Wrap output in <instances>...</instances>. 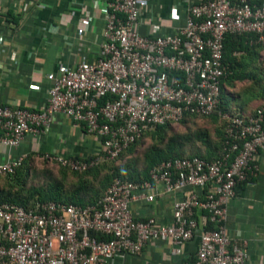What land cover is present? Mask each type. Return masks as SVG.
Returning a JSON list of instances; mask_svg holds the SVG:
<instances>
[{
  "label": "built area",
  "instance_id": "1",
  "mask_svg": "<svg viewBox=\"0 0 264 264\" xmlns=\"http://www.w3.org/2000/svg\"><path fill=\"white\" fill-rule=\"evenodd\" d=\"M148 1L104 0L96 58L61 62L48 73L51 85L38 110L0 103V146L19 149L28 134L43 133L62 114L99 138L100 149L82 159L43 158L84 172L118 159L158 126L216 112L225 120L221 155L166 159L142 181L115 177L88 205L49 200L27 209L0 201V264H109L156 241L170 243L171 256H181L178 264H249L225 223L238 184L257 174L264 102L251 114L223 112L219 105L228 74L226 37L264 44V0H174L184 7L183 23L166 29L141 17ZM81 13L78 22L87 31L92 17ZM26 158L20 153L0 160V175L13 173ZM159 195L173 197L169 223L154 214L134 215V203L152 204ZM191 241H197L195 254L185 257Z\"/></svg>",
  "mask_w": 264,
  "mask_h": 264
},
{
  "label": "crops",
  "instance_id": "2",
  "mask_svg": "<svg viewBox=\"0 0 264 264\" xmlns=\"http://www.w3.org/2000/svg\"><path fill=\"white\" fill-rule=\"evenodd\" d=\"M103 3L104 0H0V103L13 109L38 110L51 85L48 73L56 71L61 62L80 58L93 61L102 40ZM83 10L92 17L87 31L78 22ZM148 16L163 28L177 26L183 23L184 7L174 0H149L141 7V17ZM261 101H249L242 112L250 114ZM99 149V138L58 114L43 133L28 134L19 149L0 146V160L20 153L34 160H45V153L82 159ZM255 164L257 174L237 188L225 225L244 246L249 264H264V152L257 155ZM172 202V196L159 195L152 204L134 203L132 210L139 218L154 214L169 223ZM196 246L197 241L184 246V256H194ZM180 259L181 256H171L169 242L156 241L146 245L139 255H126L109 264H178Z\"/></svg>",
  "mask_w": 264,
  "mask_h": 264
},
{
  "label": "trees",
  "instance_id": "3",
  "mask_svg": "<svg viewBox=\"0 0 264 264\" xmlns=\"http://www.w3.org/2000/svg\"><path fill=\"white\" fill-rule=\"evenodd\" d=\"M264 50V44L259 45H250L248 42L247 36H238V35H227L226 40L224 42V56H223V64L227 67L228 74L226 77L222 79V83L224 84V89L220 98L219 109L221 111H233L236 110V107H230L226 103V97H229V94L233 95L230 90H227V85L234 83L236 80H250V82L256 84L257 80L260 78L262 72L257 70V67L254 65V62L257 60L260 52ZM239 51L242 52L240 55H234V52ZM260 85V84H257ZM229 87V86H228ZM261 87V85H260ZM252 89V87H251ZM250 90L249 97L242 100V103L239 101L237 97V101H235L239 107L237 106V111L245 114L243 108L245 104H248L249 101H259L264 102V85H262L261 89L258 92L254 93L253 90ZM239 93V92H237ZM241 97L242 94H240ZM233 100V99H232ZM235 103V104H236ZM261 103V104H262ZM260 106V105H258ZM256 109V108H255ZM255 110H252L253 113ZM250 113V114H251ZM198 118H221L218 113L211 114L209 116H200L195 114H187L179 123H186L187 121H191L193 119ZM171 123H167L161 126L156 127L153 131L145 133L141 139L131 144L128 148H126L118 159L110 162H105L97 167L90 168L84 172H74L69 169L62 167L60 164L56 162L49 161L47 159L40 160L41 162H45L48 164H56L61 168L60 176H65L66 174H70L76 180L73 184V192H66V186L64 185V178L60 179L57 176L48 174L50 171L48 168L43 169L46 178V182L42 184H38L35 181L37 178L36 172L34 173L35 162L39 160H34L30 155L27 156L26 159L22 162V164L15 168L13 173L0 175V201L14 203L17 205H21L27 209L33 208L37 202L42 201H60V202H70L81 205H88L95 203L99 198L103 195L105 189L109 186L113 178H128L132 181H142L145 178H148L149 170L156 164L160 163L163 160L171 159L174 157H190V156H200L208 161L217 159L222 153L223 140H224V126L225 120L223 119V129L221 130V147L216 149L215 153L208 151L206 152H194L189 153L186 150H183L185 146V141L183 138H180V143H177L175 139H171L169 141V148L167 150H162V148H156L157 151L148 150L143 154V157L146 161L145 169L134 168L132 166V162L126 160L123 163L118 165V161L127 157L129 152H133L138 143L143 142L145 137H153L155 135L161 134L166 127H169ZM205 132H199L196 135L198 138H193L196 140H200L204 143L205 141ZM200 135V136H199ZM187 139H192L190 137H186ZM183 142V143H182ZM181 144V145H180ZM42 172V171H41ZM105 172L101 178V185L95 190L94 188L89 187V183L91 178H95V175L101 174ZM56 175V174H55ZM249 179V178H248ZM247 179V180H248ZM246 180V181H247ZM244 182L238 184L237 188L240 187ZM87 191H91V193H87ZM209 228H215V225L209 224Z\"/></svg>",
  "mask_w": 264,
  "mask_h": 264
},
{
  "label": "rangeland",
  "instance_id": "4",
  "mask_svg": "<svg viewBox=\"0 0 264 264\" xmlns=\"http://www.w3.org/2000/svg\"><path fill=\"white\" fill-rule=\"evenodd\" d=\"M254 65L257 67V70L262 72L260 75V78L257 80L256 84L250 82V80H236L234 83H231L230 85H227V90H230L233 95L229 94V97H226V103L230 107H236V110H233L234 112L237 111V103L235 104V101H237V97L241 99L239 102L242 103V100L244 98H248L250 93L249 88L253 90L252 92L256 93L258 90L261 89L262 85H264V50H262L257 58V60L254 62ZM260 84V85H257ZM229 86V87H228ZM239 92V93H237ZM242 94L243 97L240 96ZM233 99V100H232ZM234 107V108H235ZM223 119L215 118H198L193 119L191 121H187L186 123H173L169 127H166L163 131H161V134L155 135L153 137H145L146 139L143 140V142L138 143L135 147V150L133 152H129L128 156L121 159L120 161L116 162L118 165L120 163H123L124 161L128 160L129 162H132L133 169L134 168H140L145 169L147 166L146 161L143 157V154L150 150L157 151L156 148H162V150H167L169 148V141L171 139H175L177 143H180V138H183L185 141V146L183 147V150H186V152L194 153V152H214L216 149H219L221 147V136L223 129ZM199 132H205V141L204 143L200 141L199 139H193L198 138L196 135H198ZM190 137L192 139H187L186 137ZM200 136V135H199ZM183 143V142H182ZM181 145V144H180ZM117 161V160H116ZM35 168L34 173L36 172L37 178H35V181L38 184L47 183L46 182V176L43 171V169L48 168L50 171H48V174L54 175L59 177L60 169L59 166L56 164H48L46 165L45 162H41L40 160L38 162H35ZM42 171V172H41ZM105 172L99 173L98 175H95V178H91V181L89 183V187L94 188V192L92 193L95 195V190L97 191V188L101 185V178ZM56 174V175H55ZM62 175V174H61ZM102 175V176H101ZM60 179L64 178V185L67 187L66 192H73V187L75 184V178L71 176L70 174H66L64 177L60 176ZM73 186V187H72ZM87 193H91V191H87Z\"/></svg>",
  "mask_w": 264,
  "mask_h": 264
}]
</instances>
